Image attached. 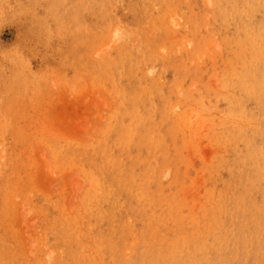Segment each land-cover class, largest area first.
I'll list each match as a JSON object with an SVG mask.
<instances>
[{
    "label": "rangeland",
    "instance_id": "1",
    "mask_svg": "<svg viewBox=\"0 0 264 264\" xmlns=\"http://www.w3.org/2000/svg\"><path fill=\"white\" fill-rule=\"evenodd\" d=\"M92 1L0 0V264H202L206 259L222 264L214 252L222 245L230 247L224 249L228 264H264V248L257 252L264 241L257 246L254 225L249 226L251 216L264 214L246 204L255 190L264 199L260 166L244 167L245 175L257 172V184L238 202L239 212H223L232 205L229 194L211 191L214 184L220 187L215 177L230 172H218L219 154L248 153L260 142L252 131L241 143H223L217 132L222 120L216 108L224 116L229 113L213 93L224 89L222 31L211 28L216 37L193 64L203 66L204 77L202 71L179 75L175 69L162 75L163 82L176 76L181 86L174 121L163 128L165 155L161 158L160 147L154 152L148 144L132 143L126 156L115 144L128 134L113 141L114 120L144 133L154 131L153 136H160L159 124L128 116L141 104L132 106L140 89L135 84L130 91L125 79L113 84L105 76L108 56L128 50L127 29L149 44L166 26L176 32L175 43L161 47L164 61L170 60L169 47L185 58L183 49L197 42L186 33L182 0H144L149 15L130 11L134 0L112 7L109 14L106 3L94 0V7ZM196 2L201 13L213 8L210 0ZM164 9L173 12L154 23ZM103 12L107 21L100 18ZM195 31V41L206 33L203 27ZM159 69V64L153 71L145 67L142 74L156 79ZM186 91L191 98H185ZM247 108L255 116L264 106L248 101ZM159 161L172 170L155 172ZM211 224L220 225L231 240L224 244ZM202 231L209 247L201 242ZM240 234L246 245L242 253Z\"/></svg>",
    "mask_w": 264,
    "mask_h": 264
},
{
    "label": "bare ground",
    "instance_id": "2",
    "mask_svg": "<svg viewBox=\"0 0 264 264\" xmlns=\"http://www.w3.org/2000/svg\"><path fill=\"white\" fill-rule=\"evenodd\" d=\"M95 1H98V5L100 4V0ZM128 1L129 0H101V3H106L104 7L105 10L109 9V12H107L109 14L112 13V7L118 4L123 5L125 2L128 3ZM143 2L144 0H134L130 4V7H127L130 11L136 8L135 11L139 15H149V6H145ZM127 3L125 4L127 5ZM182 3L186 5L188 13L186 23H184V25L187 24L189 28L186 33L193 36L196 33L195 29H197L198 32L201 31V27L206 30V33L200 35L198 41H195L192 36H189V40L197 43L191 47L192 49L190 50L184 47L183 56L185 58L176 56L174 50L169 47L171 56L168 60H170L164 61L162 59L161 47L163 44L166 45L165 43H170L169 45H171V43H175L173 34H176V32H169L170 28L167 26L159 36V40L153 44L142 41L143 37L127 29L124 40L126 41L128 50L125 49L124 52L115 51L108 56L110 59L107 67H104L107 72L104 73L105 76L109 75V79L113 84H121L122 82L120 79H125L126 84L130 85V91H133L135 84H137L140 89L138 94L135 93L133 96L132 106L137 102H141V104L137 109L131 111L128 116H132V118L140 121H151L155 126L159 124L158 128L161 136H153L154 131L148 133L138 131L136 126L132 124L123 123L119 125L114 120L110 126L113 128L115 134L113 141L117 142L121 140L127 133L128 138L125 141L115 144L116 147L120 148L121 154L130 156V152L127 148L132 143H136L140 147L144 144H148L154 152H157L160 147V151L163 153L160 155L161 158L165 155L166 149L163 144V128L166 126V121H174V107L179 104L176 95L177 92L180 91L181 86L178 84L176 76L173 75L170 79H166L163 82L162 75L164 71L167 72L168 69H175V74L179 75L183 73H200L202 70H199V68L202 65L196 68L193 67V64H196L198 60L203 58L202 56L205 55L206 45L214 36L216 37L214 30H211V28L215 27L219 29L223 34L222 42L226 50V55L222 57L223 67L221 73L224 89L222 88L220 91H215L213 93L218 92V95L222 97L220 101L223 102L224 109L229 111V113L224 116L221 110L216 108L222 120V126L217 132H220V138L223 143L231 140L241 143V139L249 137L248 133H252V131L256 136L258 135L260 137L258 145L252 148L248 153H243L242 150L239 149L232 157H227L224 153H220L217 158L216 167L218 172L226 168L230 169V172L226 175L220 174L216 176L215 181L220 184V187L217 188V185L214 184L211 191L218 192L221 197L226 193L229 194L230 200L228 201H231L232 205L231 207L223 209L224 211H221L239 212L240 207L238 202L242 201L247 196L250 187L256 186L257 184V172L252 169L260 166V171L264 173V108H261L255 116L247 111L248 101L264 106V70L262 71L261 69L264 66V15L262 16L261 14L262 9H264V0H210L213 8L206 14L196 10L198 7L196 0H182ZM95 5L96 3L93 0L92 6L95 7ZM172 10H176L175 7ZM172 10L170 11L169 9L168 13L166 9L161 10L159 15L154 18V23L160 18L161 21L164 20L165 17L167 18L169 13L173 12ZM178 12L183 13V16L186 17V13L183 10ZM107 13L103 12L100 14V18H102L103 21L106 20L105 16ZM110 19L112 20V18ZM214 20L216 22L215 24ZM93 22L97 24V17ZM115 33L113 32L112 34ZM112 37L119 36L116 33L115 36L113 35ZM123 54H125V56ZM126 57L130 58V61L128 59L126 60ZM201 63H203V61ZM158 64L160 66L158 78L148 80L143 76L142 71L145 67L149 71V69L151 70ZM203 71L200 74L204 77L205 73H203ZM204 88L206 90L205 86ZM153 90L156 93L154 95L152 94ZM184 95L185 98L192 97L189 91H186ZM233 111L235 114L231 113ZM212 114L211 112V115ZM116 120H118L117 117ZM226 121L232 122L235 127H241V129L237 130L227 125ZM141 152L142 149H140V153ZM163 165L164 162L159 161L158 167L156 166L154 171L158 173L160 171H165V169L172 170L173 168L172 166H166V168H164ZM244 167L252 169L248 170L245 175L243 173ZM263 188L264 185H262V189ZM111 192V190H108V194ZM246 204L252 206L254 212L262 211L264 214V199L261 192L259 194V192L255 190L252 198L247 201ZM175 215L184 221L185 217L183 215H179L178 212H175ZM242 216L247 217V214L243 212ZM261 220H264V215L250 217L249 226L254 225L251 229V234L256 239L257 246L262 240L264 241V223L261 224ZM211 225L214 228L220 226L216 224ZM189 230L191 229L189 228ZM214 234L217 238H225L221 240L224 244L231 240V237H227V234L221 227H217ZM214 241L215 245L218 244L216 240ZM201 242L204 244V247H209L204 231H202ZM238 243L240 244L238 250L241 253L244 252L246 245L241 240V234L238 238ZM225 248L230 247L227 245L214 247V252H216V256L220 258V263L222 264L229 263V258L224 254ZM263 248L264 246L262 245L257 249V252L259 250L261 252ZM194 253H196V251ZM202 264H209L208 259L204 260ZM259 264H263V262Z\"/></svg>",
    "mask_w": 264,
    "mask_h": 264
}]
</instances>
